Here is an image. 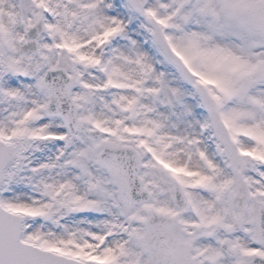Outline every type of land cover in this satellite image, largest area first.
I'll use <instances>...</instances> for the list:
<instances>
[{
	"label": "snow or ice",
	"instance_id": "obj_1",
	"mask_svg": "<svg viewBox=\"0 0 264 264\" xmlns=\"http://www.w3.org/2000/svg\"><path fill=\"white\" fill-rule=\"evenodd\" d=\"M0 264H264V0H0Z\"/></svg>",
	"mask_w": 264,
	"mask_h": 264
}]
</instances>
